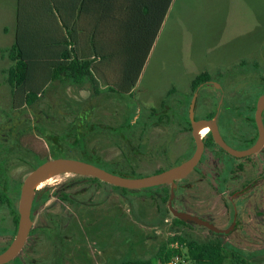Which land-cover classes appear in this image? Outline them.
I'll return each mask as SVG.
<instances>
[{
	"label": "rangeland",
	"instance_id": "374dc122",
	"mask_svg": "<svg viewBox=\"0 0 264 264\" xmlns=\"http://www.w3.org/2000/svg\"><path fill=\"white\" fill-rule=\"evenodd\" d=\"M14 29L9 12L1 10L0 130L15 124L6 80L10 66L6 51ZM108 50L110 59L96 63L102 72L97 78L98 96L92 97L85 87H50L37 104L18 115L16 144L3 169L10 185L20 190L38 159H52L37 127L62 133L76 118L99 127L86 147L95 149L106 163L122 161L124 144L104 127L114 129L132 121L134 143L141 149L129 154L136 176L183 163L194 151L188 125L195 93L191 82L203 72L211 82L196 97L194 120L217 121L223 139L235 150L255 140L252 118L264 93V0H171L158 28L152 25L140 31L133 26L125 38L117 34ZM127 67L130 74L123 84L134 76L136 82L122 94L118 84ZM42 79L39 72L36 85ZM262 116L264 122V111ZM64 144L58 158L78 160L67 139ZM163 189L169 191L170 186L122 191L88 177L56 175L36 190L33 201L47 199L34 212L22 250L8 264H115L152 257L173 237L199 243L215 238L204 227L177 222L163 200ZM18 194L8 206L0 204V252L16 234L13 212ZM172 207L219 230L232 227L223 239L235 256L264 264V146L240 159L221 155L215 148L206 150L197 169L179 182ZM182 254L191 264L186 247ZM223 254L224 264H246L227 249Z\"/></svg>",
	"mask_w": 264,
	"mask_h": 264
},
{
	"label": "trees",
	"instance_id": "16d2710c",
	"mask_svg": "<svg viewBox=\"0 0 264 264\" xmlns=\"http://www.w3.org/2000/svg\"><path fill=\"white\" fill-rule=\"evenodd\" d=\"M170 3L171 0H17L14 42L6 51L10 62L6 80L11 89L12 115L15 124L0 130V204L8 206L9 196L12 192L17 194L19 191L15 185H10L3 169L6 160L11 156L13 145L16 144V121L23 109L37 104L50 87L67 85L85 87L92 93V97L98 96L97 78L101 77L102 72L96 63L110 59L111 52L108 49L116 35L122 33L125 38V34L133 26L135 29L145 31L149 26L154 25L155 30L163 21ZM63 31L66 36L63 35ZM83 33L85 37L80 36ZM59 34L60 36H57ZM39 72L42 73L43 79L36 85V75ZM129 74L127 67L118 84L122 94H128L136 82L134 76L131 82L123 84L122 81H128ZM210 81L211 77L208 73H200L191 82L192 92L199 93ZM155 116L156 113L152 111V117ZM35 123L39 124L38 117L35 118ZM252 123L254 125L253 118ZM188 125L191 128L189 119ZM97 128L99 127L96 125H87L85 122H80V118H76L67 131L62 133H51L42 126L37 127V130L45 139L52 159L58 158L57 152L65 148L64 139H67L78 160L121 177H140L132 172L129 162V154H137L141 150L140 145L134 143L135 126L132 121L114 129L104 127L105 130L118 136L124 144L121 148L122 161L117 163L101 161L95 149L86 147L87 139ZM62 137L63 140H60ZM203 144L204 152L215 148L219 154L231 158L213 142L209 133L203 139ZM46 160L38 159L37 165ZM160 172L162 171L155 174ZM88 179L99 181L94 178ZM178 184L179 182L177 186ZM163 192L165 193L163 200L167 202L170 190L163 189ZM46 199L47 196H42L32 208L43 204ZM13 213L14 231H16L18 214L16 210ZM31 220H34L33 214ZM175 220L183 223L176 218ZM211 234L215 238L203 243L187 242L173 237L168 239L152 257L141 260L127 259L115 264H164L173 255L179 253L170 248L174 242L186 247L191 264H224L223 251L226 249L232 252L234 258L245 261L235 256L232 247L226 243L221 234L212 232ZM56 236L59 237L57 234Z\"/></svg>",
	"mask_w": 264,
	"mask_h": 264
},
{
	"label": "water",
	"instance_id": "95a60500",
	"mask_svg": "<svg viewBox=\"0 0 264 264\" xmlns=\"http://www.w3.org/2000/svg\"><path fill=\"white\" fill-rule=\"evenodd\" d=\"M197 92L194 93L189 106V121L191 127V137L194 144L192 155L183 163L162 171L157 174L143 176L138 178H126L115 174H111L100 169L90 163L69 158L49 159L35 167L22 181L17 203L18 225L16 234L10 245L0 253V264H8L15 260L22 250L32 227L31 210L33 198L37 190L36 186L46 178L54 177L59 174H73L79 177H88L99 180L110 186L126 189L141 190L170 186V195L168 199V209L172 216L183 222H190L206 228L212 233H227V230H219L212 223L202 220L197 216L176 211L172 207V201L177 188V182L185 179L199 164L204 152L203 138L199 131L206 127L211 134L214 143L234 158H244L256 154L264 145V125L262 121V113L264 111V93H262L255 104L254 123L257 130V139L255 143L247 149L235 150L225 143L222 139L217 124L214 120H194V104Z\"/></svg>",
	"mask_w": 264,
	"mask_h": 264
},
{
	"label": "flooded vegetation",
	"instance_id": "af4514ba",
	"mask_svg": "<svg viewBox=\"0 0 264 264\" xmlns=\"http://www.w3.org/2000/svg\"><path fill=\"white\" fill-rule=\"evenodd\" d=\"M211 82V81H210ZM210 82H208V83H210ZM207 83V84H208ZM197 95H198V93H197ZM195 103H196V101H195ZM256 104V103H255ZM263 114V113H262ZM253 117H254V115H253ZM205 120H213L212 118H205ZM215 121V120H214ZM253 121H254V119H253ZM262 121H263V116H262ZM216 122V124H217V127H218V129H219V132H220V135H221V137H222V134H221V130H220V125L217 123V121H215ZM263 125H264V122H263ZM254 127H255V130H256V126H255V123H254ZM207 133H209L208 132V130L206 131H204L203 132V137H205L206 135H207ZM210 134V133H209ZM211 135V134H210ZM212 137V136H211ZM222 139H223V137H222ZM256 139H257V130H256V137H255V140L252 142V144L250 145V146H252L254 143H255V141H256ZM224 140V139H223ZM225 141V140H224ZM214 142V141H213ZM225 143L228 145V143L225 141ZM249 146V147H250ZM264 146V145H263ZM249 147H247V148H249ZM247 148H245V149H247ZM262 149H263V147L261 148V150L260 151H262ZM244 150V149H243ZM204 153V152H203ZM226 153V152H225ZM258 153V152H257ZM256 153V154H257ZM255 155V154H254ZM230 156V155H229ZM252 156V155H251ZM202 157H203V154H202ZM202 157H201V159H200V162H199V164L201 163V160H202ZM250 157V156H249ZM232 158H234V157H232ZM236 159V158H235ZM240 159V158H239ZM198 164V165H199ZM198 165H197V167H198ZM38 165H36L35 167H37ZM34 167V168H35ZM197 167L195 168V169H197ZM33 168V169H34ZM32 169V170H33ZM195 169L193 170V171H195ZM192 171V172H193ZM52 180V178L51 179H47V180H45L44 181V183L43 184H41L40 186H39V188H41L43 185H45L46 183H48V182H50ZM182 181V180H181ZM180 182V181H179ZM178 187V186H177ZM38 188V189H39ZM16 194H14V192H12V194H11V196H9V200H10V202H12V197L13 196H15ZM19 195V194H18ZM36 202L37 201H33V203H32V207L34 206V204H36ZM33 209V208H32ZM36 209H37V206L33 209V210H31V214H33V216H34V212L36 211ZM33 222V221H32ZM211 223V222H210ZM33 225V224H32ZM31 229H32V227H31ZM230 230H232V227H229L228 229H227V231L229 232ZM31 231V230H30ZM227 232V233H228ZM218 234H221L223 237H224V235L226 234V233H218ZM4 251V250H3ZM1 253V252H0Z\"/></svg>",
	"mask_w": 264,
	"mask_h": 264
},
{
	"label": "crops",
	"instance_id": "0c3cea01",
	"mask_svg": "<svg viewBox=\"0 0 264 264\" xmlns=\"http://www.w3.org/2000/svg\"><path fill=\"white\" fill-rule=\"evenodd\" d=\"M16 5H17V0H0V11L4 10L6 12H9L10 16L13 18L14 24L16 18ZM62 33L63 35L66 36V33L64 31ZM57 36H60V34ZM80 36L85 37V34L83 33ZM14 37H15V29H14Z\"/></svg>",
	"mask_w": 264,
	"mask_h": 264
},
{
	"label": "built area",
	"instance_id": "2783aa9c",
	"mask_svg": "<svg viewBox=\"0 0 264 264\" xmlns=\"http://www.w3.org/2000/svg\"><path fill=\"white\" fill-rule=\"evenodd\" d=\"M171 249L178 251V254L173 255L166 263L164 264H187L186 258L182 254L184 246L179 242H174L170 245ZM160 264V263H159Z\"/></svg>",
	"mask_w": 264,
	"mask_h": 264
},
{
	"label": "bare ground",
	"instance_id": "6f19581e",
	"mask_svg": "<svg viewBox=\"0 0 264 264\" xmlns=\"http://www.w3.org/2000/svg\"><path fill=\"white\" fill-rule=\"evenodd\" d=\"M205 130L207 131L208 128L204 127V128H202V129L199 131V134H200V136H201L202 138H203V132H204ZM51 178H53V177H49V178L44 179L43 181H41V182L36 186V188L38 189L39 186H40L41 184H43L45 180H47V179H51Z\"/></svg>",
	"mask_w": 264,
	"mask_h": 264
}]
</instances>
